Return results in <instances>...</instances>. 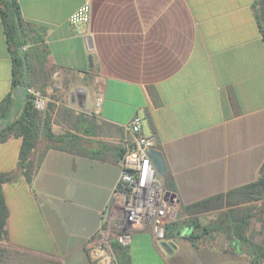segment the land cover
I'll return each mask as SVG.
<instances>
[{
    "label": "crops",
    "instance_id": "1",
    "mask_svg": "<svg viewBox=\"0 0 264 264\" xmlns=\"http://www.w3.org/2000/svg\"><path fill=\"white\" fill-rule=\"evenodd\" d=\"M28 82L48 104L51 132L70 134L68 150L48 149L29 181L2 185L5 245L59 264H91L86 240L109 207L134 116L155 136L180 219L158 241L133 233L115 248L120 264H255L244 236L264 240V199L242 188L264 172V41L257 0H89L87 35L69 16L86 0H15ZM90 60V61H89ZM12 94V54L0 14V102ZM102 94L98 115L93 100ZM21 138L0 143V174L16 169ZM43 149V144L40 145ZM222 197V207L190 209ZM196 218L205 234L188 225ZM240 233V230L238 231ZM196 239H190L191 235Z\"/></svg>",
    "mask_w": 264,
    "mask_h": 264
},
{
    "label": "built area",
    "instance_id": "2",
    "mask_svg": "<svg viewBox=\"0 0 264 264\" xmlns=\"http://www.w3.org/2000/svg\"><path fill=\"white\" fill-rule=\"evenodd\" d=\"M89 19L90 4L86 0L68 18L72 33L85 37ZM26 93L34 110H46L48 99L39 90L26 87ZM102 102V94H97L91 110L93 115L99 114ZM127 129L132 141L119 160V176L109 207L102 215L96 233L84 244L91 264H120L115 248H128L133 233L149 232L154 239L163 241L167 227L180 219L176 194L163 186L147 154L155 149V136L143 133L139 116L132 118Z\"/></svg>",
    "mask_w": 264,
    "mask_h": 264
},
{
    "label": "trees",
    "instance_id": "3",
    "mask_svg": "<svg viewBox=\"0 0 264 264\" xmlns=\"http://www.w3.org/2000/svg\"><path fill=\"white\" fill-rule=\"evenodd\" d=\"M255 17L259 31L264 41V0H257ZM0 14L5 27V33L8 39V45L12 54V94L6 96L0 102V123L9 119L7 126L0 131V143L7 141L11 136L21 138V145L18 154L16 169L7 174H0V264H59L54 261L38 259L27 253H22L9 249L5 243L7 241V219L8 209L4 199L2 185L17 181L19 176H23L29 181L37 167L41 157L48 149L68 150V133L55 135L51 132L50 122L47 115L33 109L26 91L24 94L27 99L23 102L18 101L14 96L17 86L31 87L28 82L29 66L27 64V75L23 77V65L21 55L26 58L25 52H19L18 49L25 45L22 38L23 28L19 18V7L15 0H0ZM27 62V60H26ZM14 108V110H12ZM43 144V149H39ZM245 199L248 201H258L264 199V172L259 178L242 188ZM222 207V197L207 198L194 204L190 209L208 211L214 208ZM261 230L264 232V210L261 211ZM236 222L235 231L239 241L245 246L247 254L255 264H264V240L261 243L254 242L252 239L244 236L248 229L251 217ZM177 222L169 226H174ZM188 225L205 234L213 231V225L202 226L196 218L188 221ZM168 228V227H167ZM240 230V233L238 231ZM199 236L191 235L190 239H196Z\"/></svg>",
    "mask_w": 264,
    "mask_h": 264
},
{
    "label": "water",
    "instance_id": "4",
    "mask_svg": "<svg viewBox=\"0 0 264 264\" xmlns=\"http://www.w3.org/2000/svg\"><path fill=\"white\" fill-rule=\"evenodd\" d=\"M85 42L87 44V47L89 49L92 48V40L90 36H86L85 37ZM19 52H23V48L20 47L18 49ZM21 61H22V65H23V77H25L27 75V62H26V58L25 56L22 54L21 55ZM90 61V60H89ZM26 91L25 87L22 86H17L15 88L14 91V96L18 99V101L23 102L27 99V96L24 94V92ZM14 110V108L12 109ZM9 119H5L0 123V131H2L8 124ZM148 156L152 162V165L154 166L157 174L159 176H163L166 173V166L164 163V160L162 158V155L160 152H158L157 150L151 149L148 151Z\"/></svg>",
    "mask_w": 264,
    "mask_h": 264
},
{
    "label": "rangeland",
    "instance_id": "5",
    "mask_svg": "<svg viewBox=\"0 0 264 264\" xmlns=\"http://www.w3.org/2000/svg\"><path fill=\"white\" fill-rule=\"evenodd\" d=\"M169 228L171 229V231H174V226H170Z\"/></svg>",
    "mask_w": 264,
    "mask_h": 264
}]
</instances>
